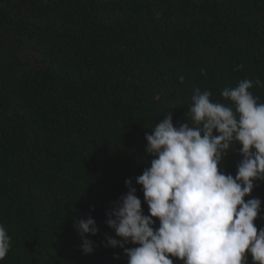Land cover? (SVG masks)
<instances>
[{"label": "trees", "instance_id": "obj_1", "mask_svg": "<svg viewBox=\"0 0 264 264\" xmlns=\"http://www.w3.org/2000/svg\"><path fill=\"white\" fill-rule=\"evenodd\" d=\"M245 79L264 103V0H0V264H127L105 246L106 213L131 178L149 214L135 183L152 159L145 134L171 112L192 125L196 89L231 106L222 91ZM232 147L222 170L235 178ZM89 215L86 255L75 220Z\"/></svg>", "mask_w": 264, "mask_h": 264}, {"label": "clouds", "instance_id": "obj_2", "mask_svg": "<svg viewBox=\"0 0 264 264\" xmlns=\"http://www.w3.org/2000/svg\"><path fill=\"white\" fill-rule=\"evenodd\" d=\"M252 87L245 79L224 89L221 95L231 106L196 89L188 109L192 125L174 127L171 112L145 134V152L152 159L135 183L142 186L149 214L131 178L125 180L127 193L106 213L115 237L106 236L105 246L123 249L127 264H173L170 257L183 264H247L246 254L254 264H264V228L258 231L254 223L262 201H245L254 182L264 180V103ZM233 144L240 145L243 157L235 178L222 170ZM75 228L81 251L93 254L96 242L89 237L99 232L95 219L77 218ZM128 243L136 246L125 247ZM9 249L10 237L0 225V260Z\"/></svg>", "mask_w": 264, "mask_h": 264}]
</instances>
